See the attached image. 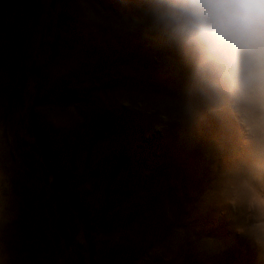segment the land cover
Here are the masks:
<instances>
[{
  "label": "rangeland",
  "instance_id": "obj_1",
  "mask_svg": "<svg viewBox=\"0 0 264 264\" xmlns=\"http://www.w3.org/2000/svg\"><path fill=\"white\" fill-rule=\"evenodd\" d=\"M118 17L0 0V264H264L230 206H201L199 148L139 107L180 73Z\"/></svg>",
  "mask_w": 264,
  "mask_h": 264
},
{
  "label": "clouds",
  "instance_id": "obj_2",
  "mask_svg": "<svg viewBox=\"0 0 264 264\" xmlns=\"http://www.w3.org/2000/svg\"><path fill=\"white\" fill-rule=\"evenodd\" d=\"M116 3L117 26L180 73L171 94L139 107L156 112L157 130L174 122L180 139L199 148L211 177L201 206H230L235 230L264 250V0Z\"/></svg>",
  "mask_w": 264,
  "mask_h": 264
}]
</instances>
